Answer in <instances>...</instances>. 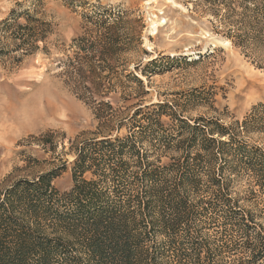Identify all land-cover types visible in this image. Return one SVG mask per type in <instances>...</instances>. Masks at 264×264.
<instances>
[{
  "label": "trees",
  "instance_id": "obj_1",
  "mask_svg": "<svg viewBox=\"0 0 264 264\" xmlns=\"http://www.w3.org/2000/svg\"><path fill=\"white\" fill-rule=\"evenodd\" d=\"M194 1L234 47L264 50V0ZM81 18L83 32L56 63L99 126L72 143L67 191L53 185L64 164L0 184V264H264V103L226 123L212 94L194 89L117 112L111 95H123L125 79L143 90L124 57L133 20L99 5ZM51 33L37 5L11 11L0 22V60L49 55ZM202 108L217 117L189 115Z\"/></svg>",
  "mask_w": 264,
  "mask_h": 264
},
{
  "label": "rangeland",
  "instance_id": "obj_2",
  "mask_svg": "<svg viewBox=\"0 0 264 264\" xmlns=\"http://www.w3.org/2000/svg\"><path fill=\"white\" fill-rule=\"evenodd\" d=\"M194 4L203 5L194 0H0V22L13 10L37 5L52 32L49 55L38 52L18 64L0 60V184L30 179L64 164L67 170L53 185L61 192L71 187L72 143L94 137L90 133H96L99 122L90 101L65 83L56 60L83 32L81 15L92 5L121 8L133 20L124 57L143 90L125 79L123 95H111L115 111L139 99L157 103L200 89L212 94L213 107L231 123L264 103V50L258 56L246 55L215 33L210 16L195 12ZM152 59L159 61L154 74L143 76L141 70ZM189 115L217 117L203 108ZM126 133L123 126L117 136ZM245 186L243 179L235 188ZM258 203L264 212V202Z\"/></svg>",
  "mask_w": 264,
  "mask_h": 264
},
{
  "label": "bare ground",
  "instance_id": "obj_3",
  "mask_svg": "<svg viewBox=\"0 0 264 264\" xmlns=\"http://www.w3.org/2000/svg\"><path fill=\"white\" fill-rule=\"evenodd\" d=\"M250 73V72H249ZM258 79V78H257ZM252 82V81H251Z\"/></svg>",
  "mask_w": 264,
  "mask_h": 264
}]
</instances>
